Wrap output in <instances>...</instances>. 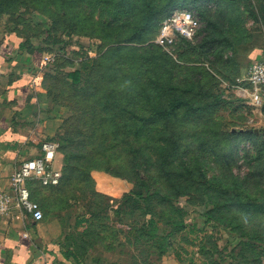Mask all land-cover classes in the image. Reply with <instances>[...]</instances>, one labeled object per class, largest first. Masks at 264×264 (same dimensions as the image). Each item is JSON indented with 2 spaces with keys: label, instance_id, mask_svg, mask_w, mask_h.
<instances>
[{
  "label": "rangeland",
  "instance_id": "1",
  "mask_svg": "<svg viewBox=\"0 0 264 264\" xmlns=\"http://www.w3.org/2000/svg\"><path fill=\"white\" fill-rule=\"evenodd\" d=\"M49 1H22L14 11L10 1L0 0V8L5 10L0 12V41L9 34L15 36L22 32L29 36L35 46L48 48L45 53L53 54L54 60L51 64L43 65L39 80L45 90L43 102L46 110L59 119L53 138L62 141L61 135L64 136L67 131L81 133L76 136L75 150L82 155V161L67 175L62 167L61 184L55 187H43L37 182L32 184L35 195L39 194L42 199L40 203L45 218L49 222L59 221L64 228V242L74 244L82 256L109 258L116 264H162L164 258L174 252V248L187 252L188 256L195 254L201 264H264V255L261 262L256 263L252 251L240 243L255 231L260 230L264 234V212L252 214L243 212L242 208L224 206L219 214L225 217L228 226L213 219L208 220L204 214L206 210L215 208L212 196L216 197L221 191L229 195L226 196L230 200L227 204L234 202V198L240 194L264 198L263 182L249 179L250 185L240 188L235 183L250 177L260 161L258 149L264 148V106L251 104L241 88L247 86L244 79L252 62L249 53L252 44L264 46V0H196V3L175 7L193 11L201 22L194 44L183 49V60L189 66L177 72L181 89L184 83L197 84L201 81L206 88L221 94L207 125L197 124L195 120L184 124L183 133L192 136L189 140H183V148L193 152L201 141L216 142L217 153H212L209 143L205 145L206 174L209 179L217 176L226 187L225 191L223 187L211 196L193 187L187 190L189 195L180 197L174 205H168L159 197L152 198L149 210L161 220L162 230L168 233L175 229L170 236L173 245L165 253L160 242L148 237L136 238L129 232V226H141L147 210L143 201H134L137 198L134 190L138 185L127 175L123 129L127 130L125 125L128 128L131 126L118 118L120 127L109 120L102 130L99 120L105 116L109 118L110 113L104 112L98 117L93 112L83 115L84 110L80 108L81 98L78 94L81 89H87L89 81L90 86L101 81V88L109 92L104 69L110 59L104 61L93 75H81L78 82L71 75L80 65L79 55L88 53L97 56L101 49L104 51L111 45L118 32L132 28L138 20H132L129 12L115 14L114 11H118L114 6H118L119 2L94 0L91 4L90 0H82L78 12L88 18H78L81 25L79 32L69 31L66 28L69 23L66 6L62 4L55 9L47 5ZM135 1L126 0L129 7ZM144 1L139 0V6ZM152 1L160 5L168 0ZM103 5L110 6L106 7L107 12H102ZM118 8L126 9L123 4ZM175 8L169 6L162 18ZM200 9L206 12L205 17L200 14ZM53 11L57 12L56 18L52 16ZM159 22L148 27L143 39L125 47L151 48L155 44ZM45 30H50L49 35L43 34ZM136 52L125 49L119 56L128 59ZM169 53L176 57L175 47ZM111 55L116 54L112 52ZM70 117L73 120H68ZM178 128L179 124H176L172 130ZM245 130L255 132L260 145L239 135L234 142L238 149L231 152V148L225 146L227 134ZM198 134L201 139L196 137ZM155 145L157 143L152 146ZM155 160L156 157H153L152 164L148 165L145 178L154 188L175 192L172 184L178 185L179 181L168 180L167 171L159 164L154 165ZM230 184L229 189L227 185ZM177 207L184 208L188 214L182 217ZM182 218L185 222H196L203 230L196 242L189 239L191 234L188 228L178 225ZM201 242L206 248L200 252ZM257 249L264 252V245L258 243Z\"/></svg>",
  "mask_w": 264,
  "mask_h": 264
},
{
  "label": "trees",
  "instance_id": "2",
  "mask_svg": "<svg viewBox=\"0 0 264 264\" xmlns=\"http://www.w3.org/2000/svg\"><path fill=\"white\" fill-rule=\"evenodd\" d=\"M6 1V0H2ZM11 2V6L14 11H17L19 4L23 1L40 2L42 0H8ZM113 2H119L118 6H114L118 12L115 14L131 13L132 20H138L129 29L117 33L112 40L111 45L104 51H100L97 56H90L88 53L79 55L81 57L80 65L71 73L73 80L78 82L81 79V75H93L100 69L101 64L107 61L109 64L105 67V82L109 92H106L101 88V81L96 82L94 86H90L91 81L88 82L87 89H81L78 96L80 100V108L84 110L83 115L94 113V116L98 117L101 113H110V117H104L99 120L100 127L103 130L107 121L111 120L117 127H120L121 121H126L130 128L125 125L126 129H123L124 144L127 153V167L130 179L136 181L138 185L134 190L137 198L135 202L143 201L146 205V211L144 212V220L140 227L129 226L130 233L136 238L148 237L154 242H160L163 253L173 245L170 240V236L174 233V230L166 233L161 228V220L156 217V214L151 210V201L154 197H159L162 201L168 205H174L175 201H178L180 197L189 195L188 189L195 187L199 191H204L210 196L214 191L222 189L225 185L220 181L217 176L209 179L206 174V149L205 145L209 143L212 153H217L216 142H203L194 149L193 152H189L188 148H183V140H189L192 134L185 135L183 133L184 124L195 120L197 124L207 125L210 117L213 116L212 109L218 104L221 98V94L213 92V89L206 88L201 81L197 84L184 83L181 89V82L179 83L177 72L184 66H189L188 62L183 60V49L186 46H192L194 44V37L192 40L184 37H180L175 47V55H171L161 45H151L149 49L137 48V47H125L126 44H130L143 39L148 27L155 26L158 21L160 30L161 22L166 17L164 15L165 10L170 6L175 8L176 6H186L188 3H196V0H168L158 5L152 0H146L139 6V0L135 1L132 7L126 0H109ZM189 1V2H188ZM82 0H50L48 6H52L55 9L64 4L66 12L68 13L69 23L67 27L69 31L79 32L81 26L78 18L83 17L87 19L88 16L82 12H78V5ZM93 4L94 0H90ZM121 3V4H120ZM123 4L126 7L122 10L120 7ZM108 5H103L102 12H107ZM110 7V6H108ZM77 8V10H76ZM120 9V10H119ZM83 10V9H82ZM5 11L0 8V12ZM56 13L53 11V17L56 18ZM202 17L206 16V12L200 9ZM168 16V15H167ZM162 18V20H161ZM77 23V25H76ZM50 30H45L43 34L49 35ZM156 34V36H157ZM17 37L21 39L19 48L21 50H28L30 52H42L45 53L48 48L35 46L33 41L28 35H24L22 32L16 33ZM197 35V34H196ZM155 36V38H156ZM40 37V33L38 34ZM47 37V36H46ZM58 40H54L56 42ZM155 41V40H154ZM149 47V46H147ZM125 49H129L130 52L137 51L131 58L123 59L120 55ZM114 52L116 55L112 56ZM77 54V53H74ZM56 61V60H55ZM67 61L71 62L70 59ZM74 62V61H72ZM51 64V63H50ZM188 69V67H185ZM91 89V90H90ZM216 90V88H215ZM68 120H73L70 117ZM179 124L177 130H172L173 126ZM73 126V124H72ZM148 136H145L146 133ZM81 134L74 131H67L64 136L61 135L62 141L57 138H52L60 144V153L63 154V170L64 173H71L75 169V166L82 161V155L78 154L75 150L76 136ZM239 135L246 136V139L258 143V136L255 132L250 130L238 131L235 134H227L226 147L231 148V152L238 149L234 144L236 138ZM156 137L157 138L156 140ZM197 138L199 137L196 136ZM155 140V142H153ZM153 143L157 145L152 146ZM264 145V144H263ZM154 149V150H153ZM224 149V147H223ZM230 152V153H231ZM260 161L258 162L255 170L251 173L249 178L242 182H235L237 188L243 185H250L249 179L257 182H263L264 186V148H259ZM156 157L154 165L159 164L164 170L167 171L166 178L168 180L177 179L179 184H172V189L175 192L163 191L160 188H154L150 182L145 178L146 171L149 170L148 165L152 164V158ZM225 158V156H224ZM179 161V162H178ZM62 170V175H63ZM175 170V174L173 173ZM126 175V174H123ZM176 175V176H175ZM63 176L60 180L61 184ZM39 183V181H34ZM32 182H30L32 198L39 203L42 199L39 198V194L34 193L32 189ZM41 185V184H40ZM43 186V187H55ZM230 185L227 188L230 189ZM233 188V186H232ZM36 196V197H35ZM229 195L220 192L216 197L212 196V203L215 208L206 210L204 214L208 217V220H215L221 225H227V220L224 216L219 214L224 206L237 209L242 208L243 212H250L252 214H261L264 212V198L255 197L252 195H238L235 197V201L227 204L230 201ZM226 200H224V198ZM132 198V197H130ZM41 204V203H40ZM42 206V205H41ZM175 207V206H172ZM176 210L183 217L187 211L182 207H177ZM45 214V213H44ZM83 221V220H81ZM80 222V221H79ZM178 225L189 229L191 239L196 242L201 237L202 229L194 221H186L182 218ZM203 238H201L202 240ZM200 252L206 248L203 242H201ZM242 246L252 251L257 262H261V258L264 255L263 251L257 249L258 243L264 245V234L262 231H255L253 235H250L248 239L241 240ZM215 248V247H214ZM174 251L178 253L180 259L183 258L187 252L181 249L174 248ZM187 257V256H186ZM190 264H196V257L194 254L189 256ZM250 259V258H249ZM253 262V260H252Z\"/></svg>",
  "mask_w": 264,
  "mask_h": 264
},
{
  "label": "crops",
  "instance_id": "3",
  "mask_svg": "<svg viewBox=\"0 0 264 264\" xmlns=\"http://www.w3.org/2000/svg\"><path fill=\"white\" fill-rule=\"evenodd\" d=\"M20 41L13 34L0 41V193L10 194H14V171L24 160L41 154L43 141L54 137L59 123L43 102L39 71L46 53L21 50ZM252 45L251 64L264 59V46ZM56 167H63L62 153ZM63 238L59 221L35 220L14 204L0 217V264H116L109 258L82 256ZM171 253L162 264H190L187 254L182 260L176 251ZM195 257L196 264H201Z\"/></svg>",
  "mask_w": 264,
  "mask_h": 264
},
{
  "label": "built area",
  "instance_id": "4",
  "mask_svg": "<svg viewBox=\"0 0 264 264\" xmlns=\"http://www.w3.org/2000/svg\"><path fill=\"white\" fill-rule=\"evenodd\" d=\"M200 26V19L193 11L175 8L162 20L155 42L171 52L180 37L192 40ZM53 60V54H46L43 57V65ZM244 80L247 86L241 88L249 102L255 106H264V59L251 64ZM59 154V142L45 139L41 146V154L26 159L19 165L11 176L14 194L0 193V217L10 212L14 204L35 220H42L45 217L41 204L32 198L30 182L36 180L43 186L58 185L62 178V168L56 167Z\"/></svg>",
  "mask_w": 264,
  "mask_h": 264
}]
</instances>
